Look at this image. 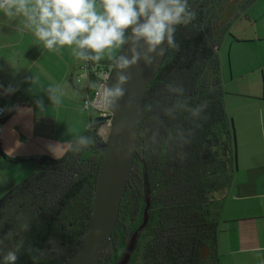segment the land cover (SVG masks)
<instances>
[{
	"label": "trees",
	"instance_id": "obj_1",
	"mask_svg": "<svg viewBox=\"0 0 264 264\" xmlns=\"http://www.w3.org/2000/svg\"><path fill=\"white\" fill-rule=\"evenodd\" d=\"M233 17L222 21L226 5ZM249 0H190L196 18L177 26L178 49H169L149 83L143 105L170 102L165 85L183 86L192 105L207 101L203 119L193 126L181 114L175 121L162 117L166 128H193L190 143L144 148L141 141L126 179L115 228L96 264H112L125 246L128 233L142 220V165L150 189L149 217L142 229L129 264H218L216 240L220 214L230 193L236 167L237 141L232 118L224 105L217 49L238 7ZM250 3V2H249ZM122 49V47H121ZM106 70L112 59L105 61ZM104 72V71H103ZM97 71H88L95 82ZM171 99H174L172 97ZM6 115V110H5ZM0 119V121L5 117ZM145 112L140 128L153 126ZM96 125L82 133L101 141L99 128L105 119L90 116ZM0 154L4 156L0 149ZM102 151L92 146L60 156L43 153L34 157L35 170L0 196V264L3 254L24 240L16 264H34L25 250L29 245L45 250L35 264H62L79 243L89 223L93 193ZM28 224L29 229L23 230ZM12 233L8 236V233ZM51 241V242H50ZM206 247L207 254H202ZM55 249V250H54Z\"/></svg>",
	"mask_w": 264,
	"mask_h": 264
},
{
	"label": "crops",
	"instance_id": "obj_2",
	"mask_svg": "<svg viewBox=\"0 0 264 264\" xmlns=\"http://www.w3.org/2000/svg\"><path fill=\"white\" fill-rule=\"evenodd\" d=\"M245 10L249 12L250 5ZM250 14L246 19L251 20ZM239 41L252 42L250 56L237 61L240 65L249 63L239 77L240 83L247 82L253 92L223 89L227 80L221 79L225 110L239 129L235 128L236 167L220 214L216 253L218 264H264V36ZM107 60L110 58L98 63L84 61L76 55L74 45L47 49L22 14L8 15L0 10V105L6 110L0 121L3 171L15 162L22 170L27 167L26 160L43 153L62 155L68 143L87 129L91 115L82 100L88 71H105ZM246 75L253 81H247ZM28 77H33L34 83L26 82ZM9 86L17 90L6 95L4 89ZM49 87L62 90L58 103L48 100ZM231 96L241 101L240 105L234 104ZM38 98L44 100L45 112L36 108L34 101ZM236 130L241 131V138ZM60 132H64L62 137H58Z\"/></svg>",
	"mask_w": 264,
	"mask_h": 264
},
{
	"label": "clouds",
	"instance_id": "obj_3",
	"mask_svg": "<svg viewBox=\"0 0 264 264\" xmlns=\"http://www.w3.org/2000/svg\"><path fill=\"white\" fill-rule=\"evenodd\" d=\"M0 10L8 15L22 14L47 49L74 45L79 58L95 63L100 62L107 51L112 59L115 79L110 82V77L106 76V82L100 84L89 81L88 87L97 89L89 105L109 114L117 113L120 101L127 96L125 86L131 80L129 69L141 64L151 67L169 49H178L177 26H186L196 18L188 0H99V10L98 0H0ZM121 47L122 53L112 57V50ZM26 82L32 84L34 78L28 77ZM165 88L170 102L153 100L143 105L135 117H124L115 123L108 121L112 134L126 139V143L117 149L125 157L135 152L141 141L144 148L154 149L169 143L178 146L190 143L193 135L191 127L166 128V134L161 135V129L165 127L162 117L175 121L179 115L187 114L185 118L193 126H198L197 121L204 118L208 102L190 104L183 86L176 82L167 83ZM16 90L9 86L4 89V94H12ZM46 94L50 103H58L62 90L49 87ZM34 103L39 112L47 110L42 98ZM134 105L135 98L128 97L125 107L133 109ZM145 112L151 114L153 126L142 130L140 123ZM95 125L96 121H91L87 127L91 129ZM94 143L92 136L81 134L68 143V150L80 152ZM28 229L29 225L24 224L23 230ZM11 235V232L8 233V236ZM24 243L23 239L19 240L14 249L3 254V264H16ZM25 250L34 264L46 254L45 250L32 245Z\"/></svg>",
	"mask_w": 264,
	"mask_h": 264
},
{
	"label": "water",
	"instance_id": "obj_4",
	"mask_svg": "<svg viewBox=\"0 0 264 264\" xmlns=\"http://www.w3.org/2000/svg\"><path fill=\"white\" fill-rule=\"evenodd\" d=\"M122 51L123 48L118 55ZM165 56L166 54L158 58L151 67H145L141 64L139 67L129 69L131 80L125 86L127 88V96L120 101V110L113 114V123L124 117H135L136 113L140 111L144 103L146 89ZM107 77H110V82L115 79L112 64L108 69ZM128 97L135 98L133 109L125 107V101ZM124 143H126V139L123 136H115L110 130L108 138L100 145L102 155L93 193L90 220L79 243L62 264H96L107 241L111 237L117 222L126 179L135 157V152L125 157L122 151H117ZM140 163L142 165V200L145 203L142 211V220L136 229L128 233L122 252L112 264H129L138 237L149 217L150 189L143 159L140 160ZM97 230H99V234H97Z\"/></svg>",
	"mask_w": 264,
	"mask_h": 264
},
{
	"label": "rangeland",
	"instance_id": "obj_5",
	"mask_svg": "<svg viewBox=\"0 0 264 264\" xmlns=\"http://www.w3.org/2000/svg\"><path fill=\"white\" fill-rule=\"evenodd\" d=\"M249 2L245 6L238 7L241 9L237 10V16H235L236 18H233V20H231V22L229 23L228 30L226 33H224L223 37L221 38V41L219 43V49L217 51L218 57L220 58L219 61L220 78L223 79V81L224 79L227 80L224 83L226 87L222 86L223 89H228L231 92H243L245 94H252L253 89L252 86L247 84V82L240 83L239 75L240 73L246 71V68L248 67L249 63L244 62V64L240 65L239 61L237 60L250 56L249 54L251 53L252 49L249 46L251 45L252 42L244 43L239 40H242V38L244 37L264 36V0H249ZM232 5L231 2L229 5H226L224 9L225 10L224 13L221 14L222 21L229 19V17H233L234 9H229V7H231ZM249 5H250L249 12L251 14L248 12V10L243 11V9H245ZM247 13L250 14L249 17L251 18V20L246 19ZM253 30L254 32L255 30L258 31L253 33L252 32ZM119 49L120 48L113 49L111 52V56L115 57L116 55H118ZM104 58H109V53L107 51L104 55ZM245 79L246 80L253 79V77L251 75H246ZM247 81H253V80H247ZM230 99L234 104L240 105L241 103V101L237 100L235 96H231ZM86 110L88 111V114H90L92 117L96 115V113L92 109H86ZM74 119L75 117L72 116L71 123L75 121ZM62 126L63 123H61L60 128H62ZM236 129H239V127ZM110 130L111 129L107 123L103 124L99 132L101 139L106 140L109 136ZM240 133L241 131L238 130L237 135L239 138H241ZM63 135L64 132H60L58 137H62ZM35 164L36 163L34 160L31 159L26 160V163L24 165H27V167L26 168L23 167V169L20 170L18 166H15L16 165L15 162L11 164L10 168H6L5 171H3L4 170L3 165L5 164H2L0 167L1 168L0 176L3 179L0 180H2L3 182H0V196L6 190L12 187L14 184H17L26 177H28L35 170ZM202 254L204 256L207 254L206 247L203 248Z\"/></svg>",
	"mask_w": 264,
	"mask_h": 264
},
{
	"label": "built area",
	"instance_id": "obj_6",
	"mask_svg": "<svg viewBox=\"0 0 264 264\" xmlns=\"http://www.w3.org/2000/svg\"><path fill=\"white\" fill-rule=\"evenodd\" d=\"M106 76H108V70L96 74L97 79L95 80V82L97 84L105 83L106 82L105 81V77ZM96 91H97V89H93L92 92H89V91L86 92V95H85V97L82 100V105H83L84 108H85V105H89V102L94 98V96L96 94ZM86 109H92L96 113L97 116L104 118L105 119V123H107V124H108V121H110V120L112 121V119H113V114L101 113V112L97 111L95 108L91 107L90 105ZM4 115H5V109H4V107L2 105H0V119Z\"/></svg>",
	"mask_w": 264,
	"mask_h": 264
},
{
	"label": "flooded vegetation",
	"instance_id": "obj_7",
	"mask_svg": "<svg viewBox=\"0 0 264 264\" xmlns=\"http://www.w3.org/2000/svg\"><path fill=\"white\" fill-rule=\"evenodd\" d=\"M246 5V2H244ZM106 140L101 139V141H95V143L93 144V147L96 151H102V148L100 147V145L105 142Z\"/></svg>",
	"mask_w": 264,
	"mask_h": 264
}]
</instances>
